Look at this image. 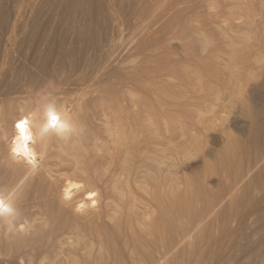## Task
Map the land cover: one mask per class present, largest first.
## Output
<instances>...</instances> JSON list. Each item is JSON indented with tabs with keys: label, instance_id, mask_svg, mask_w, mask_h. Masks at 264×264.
<instances>
[{
	"label": "rangeland",
	"instance_id": "1",
	"mask_svg": "<svg viewBox=\"0 0 264 264\" xmlns=\"http://www.w3.org/2000/svg\"><path fill=\"white\" fill-rule=\"evenodd\" d=\"M103 1L117 15L102 10L98 0H33L35 16L11 40L7 67L18 76L35 72L41 78L62 65L50 83L51 95L61 102L88 88L91 100L82 112L86 128L105 130L106 123L115 128L114 118L99 109L103 100L96 93L102 88L114 89L125 106L137 105L130 109V119L140 118L141 103L150 105V127L141 120L133 125L121 119L128 121L127 136L138 138L125 145L100 138L95 145L102 158L89 154L82 159L133 162L137 173L133 213L140 217L133 220L134 234L127 235L125 225L133 215L128 201L112 203L117 212L108 214L114 223L105 216L104 242L108 248H122L124 240L131 246L150 243V262L159 255V264H264V64L252 69L227 65L232 53L234 61L251 59L254 45L264 41V0H185L171 7L166 15L175 28L167 42L170 58H180L187 44L200 45L194 29L208 20L215 22L206 28L214 41L191 57L201 59L216 51L222 60L163 66H150V0ZM14 3L0 0V59ZM224 23L226 36L219 29ZM89 129L66 149L83 152L92 144ZM51 153L66 159L57 147ZM116 222L124 227L122 235L113 231ZM21 260L16 263L24 264Z\"/></svg>",
	"mask_w": 264,
	"mask_h": 264
},
{
	"label": "bare ground",
	"instance_id": "2",
	"mask_svg": "<svg viewBox=\"0 0 264 264\" xmlns=\"http://www.w3.org/2000/svg\"><path fill=\"white\" fill-rule=\"evenodd\" d=\"M32 1L15 0L11 25L0 59V201H3L4 206L10 209L0 212V264H17L19 259L24 260V264H159V261L156 260L159 255L150 262L152 258H150L152 254L150 243L131 246L132 243L129 244L124 240V243L121 242L123 243L122 248L118 246L108 248L104 242L107 230V228L105 230L106 225L104 224L105 216L110 218L111 216L108 215L110 212L114 214L117 212L116 208L111 207L112 203L128 201V207H126L128 212L131 211L130 213H133L136 207V197L133 195L132 187L137 184V173H134L132 169L133 162H83L82 160L89 154H91V159L101 157L98 155L99 150L95 145L100 138L111 141L115 139L116 143L122 145H125L128 140L138 138L139 136L137 137L134 133L130 137L127 136L128 121L122 122L121 120L122 118L130 119V109L137 108V105L125 106L122 102L123 98L115 97L114 89L102 88L103 90L96 93L97 99L103 100L99 109L102 113L108 112L114 118L115 128H109L110 124L106 123L105 130H97L95 126L92 129L93 127L91 128L90 125L91 129H89V127L86 128L87 122L86 116H84L86 112L82 113L87 111L88 102L91 100L88 98V88L86 91L81 89L76 98L64 99L61 102L51 95L50 83L58 73H61L62 65L55 66L56 68L51 70V73L48 71L41 78H38L40 76L34 77L36 76L35 72L32 77L18 76L14 74L16 72L7 67L9 54H11V40L15 38L20 28L26 27L28 22L34 18L37 4L35 5ZM183 1L185 0H150V66L178 65L180 63L195 65L222 60L220 56L213 54L216 51L207 53L210 56L201 59L191 57L198 51L199 53L204 52L214 41L206 33V28L215 22L208 23V20H203L204 23L194 29V33L199 37L200 45L190 47V44H184V53L178 59H171L168 55L167 42L170 40L169 35L175 33V28L167 20L166 15L171 7L173 9ZM98 2L102 10L105 9L113 15L116 14L115 9L110 7L108 2L105 3L103 0H98ZM63 12L65 13V11ZM224 25L225 23L219 29L221 34L226 36L228 33ZM118 27L117 24L116 28ZM88 30L87 32H89ZM173 38L175 39V37ZM254 47L255 51L251 59L241 57L234 61L232 53L227 65L234 62L251 69L262 67L264 64V41H260ZM38 74L40 75V73ZM61 76L63 77V74ZM117 79L120 80V76ZM91 91L89 90L90 94ZM115 92L117 94V91ZM139 107L140 118L136 117L130 121L132 124L136 121L137 125V120H141L150 127V105L143 102ZM50 113L58 118L55 127L52 126ZM21 121L26 122L23 131L17 128V124ZM84 128L89 129L87 133L90 138L88 139L92 144L88 145L81 153L76 150L68 151L66 147L80 136ZM25 136L28 138L24 139ZM55 147L66 156V159H62V156L57 157V154H55L56 157L52 155V149ZM13 149H18V151H13ZM56 158L59 162H56ZM122 203H120L121 206ZM139 217L136 213L128 216L125 224L127 235L134 234L132 223L138 221ZM143 218L148 220V214H144ZM112 220L114 223L115 220L110 218V221ZM111 225L112 228L114 227L113 231H117L116 234L122 235L124 227L121 222ZM111 236L113 240L116 239L115 234L111 233ZM147 236L149 237L150 234ZM119 238L121 237L119 236Z\"/></svg>",
	"mask_w": 264,
	"mask_h": 264
},
{
	"label": "snow or ice",
	"instance_id": "3",
	"mask_svg": "<svg viewBox=\"0 0 264 264\" xmlns=\"http://www.w3.org/2000/svg\"><path fill=\"white\" fill-rule=\"evenodd\" d=\"M50 117H51V121H52V126L55 127L56 126V121L58 120V118L54 115V114H51L50 113ZM26 122L24 121H21L20 123L17 124V128L21 129V131L24 130V124ZM61 127H63V125H61ZM28 137H24V139H27ZM13 151H18V149H13ZM10 209H7L5 206H4V203L3 201H0V212H3V211H9Z\"/></svg>",
	"mask_w": 264,
	"mask_h": 264
}]
</instances>
